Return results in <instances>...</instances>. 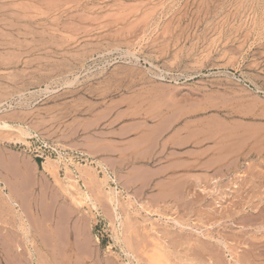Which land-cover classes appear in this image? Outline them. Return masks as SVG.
I'll return each instance as SVG.
<instances>
[{
	"label": "rangeland",
	"instance_id": "374dc122",
	"mask_svg": "<svg viewBox=\"0 0 264 264\" xmlns=\"http://www.w3.org/2000/svg\"><path fill=\"white\" fill-rule=\"evenodd\" d=\"M0 242L264 264V0H0Z\"/></svg>",
	"mask_w": 264,
	"mask_h": 264
},
{
	"label": "bare ground",
	"instance_id": "6f19581e",
	"mask_svg": "<svg viewBox=\"0 0 264 264\" xmlns=\"http://www.w3.org/2000/svg\"><path fill=\"white\" fill-rule=\"evenodd\" d=\"M4 126V125H3ZM8 127V125H6L5 124V127ZM155 145V144H154ZM51 163L49 162V161H47L46 163H45V168H48V167H51ZM173 165V164H172ZM114 180V179H113ZM5 184V183H4ZM173 185V184H172ZM169 186V185H168ZM11 189V188H10ZM13 189V188H12ZM11 192V191H10ZM15 190H13L12 191V194H14V195H16L15 193ZM18 194V193H17ZM86 194V193H85ZM19 195V194H18ZM18 195H16V196H18ZM13 196V195H12ZM10 197H11V195H10ZM9 197V198H10ZM11 199V198H10ZM116 200V199H115ZM114 200V201H115ZM12 203H14L13 205H15L16 207H19L20 205L18 204V203H16L15 201L14 202H12ZM81 203V202H80ZM78 205H79V203H78ZM29 231V230H28ZM80 236V235H79ZM157 241V240H156ZM85 242V241H84ZM1 243V242H0ZM90 243V242H89ZM88 243V244H89ZM86 244H87V242H86ZM91 245V244H90ZM1 246V245H0ZM83 247V246H82ZM87 248H88V246H87ZM86 248V249H87ZM147 248V247H146ZM79 249V248H78ZM81 249V248H80ZM89 250V249H88ZM57 251V250H56ZM84 252V251H83ZM87 253H90V252H88V251H86ZM89 256V255H88ZM196 257V256H195ZM145 260H147V259H145ZM50 261V260H49ZM51 262H53V261H51ZM66 262H68V261H66ZM149 262L151 263V264H169V261L167 260V258L161 253V251H158V250H155V252L152 254V255H150L149 256ZM171 263V262H170ZM211 263V262H210Z\"/></svg>",
	"mask_w": 264,
	"mask_h": 264
}]
</instances>
